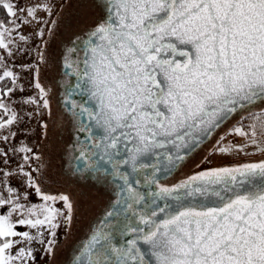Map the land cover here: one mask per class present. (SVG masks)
<instances>
[{"label": "snow or ice", "instance_id": "1", "mask_svg": "<svg viewBox=\"0 0 264 264\" xmlns=\"http://www.w3.org/2000/svg\"><path fill=\"white\" fill-rule=\"evenodd\" d=\"M97 6L104 15L89 29L83 69L79 61L65 60V67L76 65L74 74L95 102L94 109L72 106L89 121L80 131L88 132L90 143L79 156L86 161V170L108 172L111 166V174L123 183L118 207L107 216L130 215L137 226L124 223L123 231L133 238L122 246L112 242L110 232L97 229L85 245L87 264H148L140 242L149 246L154 264H264V159L201 170L172 186L161 184L157 177L162 163L167 170L183 162L202 138L210 137L238 110L264 105V0H97ZM0 8L15 17L13 28L0 20V49H8L11 56L13 41L8 37L20 27L17 12L25 10L11 0H0ZM39 8L51 15L49 5L42 4L28 8L26 16L35 19ZM36 35L43 37L44 29ZM38 56L43 62V53ZM3 59L0 56V81L9 77L15 85L18 76L4 67ZM35 71L38 77V66ZM35 88L48 109V92L38 78ZM13 91L8 88L4 94ZM22 103L38 100L30 97ZM0 110L11 113L7 119L0 116V130L18 122L17 113L3 99ZM250 115L251 124L231 129L248 143L218 141L215 151H242L251 144L264 152V142L258 140L264 136V107ZM93 127L100 130L98 137ZM0 140L7 142L9 136ZM12 151L32 153L27 146ZM0 156L7 157L2 148ZM147 157L156 162L145 163ZM23 159L28 162L30 156ZM122 166L130 167L131 173L122 171ZM149 168L151 175L143 179L156 185V191L149 193L152 199L145 208V195L134 187L141 180L132 174ZM24 175L46 203L26 209L15 189L6 188L7 196L0 191V208H7L0 213V264H31L35 256L29 245L37 239L45 243L40 229L55 237L58 217L66 224L73 218L69 195L44 194L31 173ZM56 201L63 202V209L54 207ZM17 225L37 229V235L19 232ZM54 244L49 239L46 251L51 252Z\"/></svg>", "mask_w": 264, "mask_h": 264}, {"label": "rangeland", "instance_id": "2", "mask_svg": "<svg viewBox=\"0 0 264 264\" xmlns=\"http://www.w3.org/2000/svg\"><path fill=\"white\" fill-rule=\"evenodd\" d=\"M11 2L17 5L18 9H24L25 12H17V15L20 17L17 23L20 24V27L15 29L12 35L8 37V39L13 41L9 45L12 55H8V49H0V56L4 58V67L16 73L18 79L15 85L9 77H5L3 81H0V99H3L17 113L19 120L12 126L0 130V136H9L7 142L0 140V148L7 153V157L0 156V181L5 182L0 183V191H3L4 195L7 196L6 188L11 187L15 189V194L19 196V202L27 209L33 206V197H31L28 177L24 173H31L32 171V154L18 151L14 152L12 149L27 146L32 149V153H37L41 160H44L45 165L41 164L47 167L45 174L41 170L42 175L40 173L39 176L42 177L44 182L55 184L47 187H54V189L61 190L63 185H56V183L59 184L57 181L60 180V176L56 175L55 171L57 170L56 166L58 164L55 162L56 159H54L59 156H56L54 148H52V144L50 143V131L48 127L46 129L43 128L44 124L49 125L52 120L57 118L55 109L58 107L52 103L49 96L53 95V80L58 75L57 66L60 63H57L59 56L58 44L63 39H67L75 33L78 34L85 30L86 27L95 24L96 17H94V11L92 10L96 8L97 0H11ZM42 4L49 5L51 15L43 8H39L35 19L26 16V10L28 8ZM13 19L15 17H10L9 21L5 23V26L13 28L14 26L11 24ZM25 19L30 21V23L22 22ZM52 21H55V24ZM41 28L44 29L43 37L36 35ZM21 36L26 37V39L21 40ZM38 53H43V62L39 60ZM25 65H31L32 67L29 69ZM37 66L39 67L38 77L35 71ZM2 72L3 69H0V74ZM37 78L41 86L48 92V109L43 108L42 100L39 96V89L35 88ZM8 88H13L14 91L9 95H5L4 93ZM30 97L36 98L38 103H22ZM261 107H264V105L258 104L250 108V110L243 112L241 115L235 116V119L218 133L219 135L215 138L212 147L204 152L201 157V165L204 167L218 165L226 167L259 162L261 159H264V152L257 151L256 146L251 144L244 147L242 151L234 149L231 153L223 154L215 151L219 146L217 144L218 141H220L221 145L247 144L246 137L231 132V129L234 126H238V124H243L244 126L251 124L253 121L250 114L259 112ZM10 114L0 110V116L4 119H7ZM242 117L244 119H241ZM11 132H15L16 135L14 137L11 136ZM221 137L224 138L222 141ZM258 140L264 142V136H258ZM25 155L31 158L28 162H25L23 159ZM4 159H7L6 164L3 163ZM21 166H23V171L20 170ZM4 172L10 173V175L5 177L3 175ZM6 211L7 208H0V213ZM15 218L19 217L14 216ZM59 219L60 217L57 219L58 223H60ZM17 231H28L31 235H37V229H31L27 225H17ZM40 231L44 232L43 238L45 243L41 244L39 239L31 242L29 246L33 249V255L35 256L31 264H35L40 259L47 241L52 237L43 228ZM25 243L27 242L25 241Z\"/></svg>", "mask_w": 264, "mask_h": 264}, {"label": "flooded vegetation", "instance_id": "3", "mask_svg": "<svg viewBox=\"0 0 264 264\" xmlns=\"http://www.w3.org/2000/svg\"><path fill=\"white\" fill-rule=\"evenodd\" d=\"M95 23H97L101 17H103V10L97 6L94 8ZM86 27L85 30L80 33H75L69 36L67 39H63L58 44L59 56L57 58L58 75L54 78V86L52 87V96L49 98L52 100L58 108L56 110V117L52 120V128L49 129L50 124L47 125L50 136L49 140L54 148L56 156H59L55 162L56 175L60 176V180L57 181L63 185L61 190L54 189L50 184L44 182L42 177L39 176L42 173L45 174L46 166L44 160L39 159L37 153H31L32 155V171L31 176L35 181V185L38 186L44 194L47 195H60L67 194L70 196L74 204L73 218L70 224L63 222V217H60V226L55 229V237L51 239L55 240V244L52 245V251H46L48 245L46 244L45 250L40 259L35 264H77L79 259L81 264H87V255L85 252V245L88 244L92 234L97 229H104L106 232L112 234V242L118 246L126 244L128 239L133 238L131 233L123 231L124 223H131L132 226H137L136 218L130 215H121L119 217L107 216L109 211H112L116 205L119 192V186L123 183L117 177L111 174V166L108 165V172H97L93 170H86L84 168L85 160H82L79 156L80 149L87 146L89 141V134L87 131H80L81 128L86 127L89 124L87 114L81 115L79 107L73 108V104L83 105L88 109H94L95 102L90 98L83 81L75 75L77 67L74 64L73 67H65V60L69 63L72 61H79V67L83 69V60L86 52V42L89 29L93 26ZM75 48L74 53H69L67 50ZM80 83L82 86L77 88L76 85ZM258 105V104H257ZM254 107V106H252ZM250 107V108H252ZM247 110H238L230 118L224 121V124L213 131L212 135L198 147L188 152L186 159L178 163L175 167H170L164 170L166 164H161V172L157 173V177L161 184L166 186H172L180 181L187 179L189 176L194 175L196 172L206 170L209 168H221L222 165L214 167H204L201 165L202 155L206 150L212 147L215 138L218 133L226 126H228L235 116L241 115ZM44 128V127H43ZM93 132L96 136H99L100 130L93 127ZM56 133V135H55ZM53 134V136H52ZM35 154V155H33ZM123 154V153H122ZM206 158V157H205ZM31 159V158H30ZM145 163H155L156 160L153 157H147L144 160ZM43 165H42V164ZM229 165V163H228ZM233 167V166H226ZM122 171L131 173L130 167L121 168ZM41 173V175H42ZM152 169H145L142 174L133 173V177L140 179L139 185H134L139 191L145 195L144 207L147 208L150 205L152 197L150 192L156 191V185H149L144 182L143 177L145 175H151ZM56 179V178H55ZM46 186V187H44ZM31 197H33L32 205H43L46 202L43 197L38 194L35 187H31ZM76 198V199H75ZM47 203H52L51 201ZM172 204V201H168ZM54 207L63 209V202L56 201ZM140 208V206H136ZM164 214H161L163 218ZM143 242H140L142 247ZM146 260V259H145Z\"/></svg>", "mask_w": 264, "mask_h": 264}, {"label": "water", "instance_id": "4", "mask_svg": "<svg viewBox=\"0 0 264 264\" xmlns=\"http://www.w3.org/2000/svg\"><path fill=\"white\" fill-rule=\"evenodd\" d=\"M223 124H224V122L221 123V125H223ZM216 129H217V128H216ZM216 129H214V130H216ZM214 130H213V131H214ZM212 133H213V132H212ZM211 135H212V134H211ZM208 138H209V137L202 138V142L206 141ZM202 142H201L200 144H202ZM141 249H142V251H143V253H144V256H145L146 261H148V264H154V259H153L152 255H151V252H150L149 246L146 245V244H144V245H142Z\"/></svg>", "mask_w": 264, "mask_h": 264}, {"label": "trees", "instance_id": "5", "mask_svg": "<svg viewBox=\"0 0 264 264\" xmlns=\"http://www.w3.org/2000/svg\"><path fill=\"white\" fill-rule=\"evenodd\" d=\"M10 19V16L7 15L6 10L3 8H0V20L5 21L7 23Z\"/></svg>", "mask_w": 264, "mask_h": 264}, {"label": "crops", "instance_id": "6", "mask_svg": "<svg viewBox=\"0 0 264 264\" xmlns=\"http://www.w3.org/2000/svg\"><path fill=\"white\" fill-rule=\"evenodd\" d=\"M51 124H52V122H51ZM50 127L52 128V125H51V126H49V129H51ZM31 207H32V206H31Z\"/></svg>", "mask_w": 264, "mask_h": 264}]
</instances>
